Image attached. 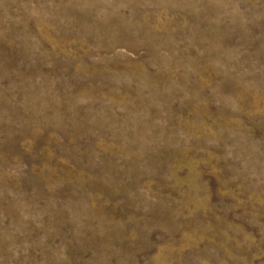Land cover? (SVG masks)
<instances>
[{"label":"rangeland","instance_id":"1","mask_svg":"<svg viewBox=\"0 0 264 264\" xmlns=\"http://www.w3.org/2000/svg\"><path fill=\"white\" fill-rule=\"evenodd\" d=\"M0 264H264V0H0Z\"/></svg>","mask_w":264,"mask_h":264}]
</instances>
